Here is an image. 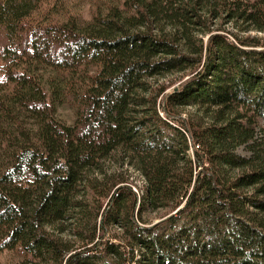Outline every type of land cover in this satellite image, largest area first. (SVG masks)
<instances>
[{
	"label": "trees",
	"instance_id": "trees-1",
	"mask_svg": "<svg viewBox=\"0 0 264 264\" xmlns=\"http://www.w3.org/2000/svg\"><path fill=\"white\" fill-rule=\"evenodd\" d=\"M252 32L264 0H0V256L264 264V39ZM113 159L141 192L103 171Z\"/></svg>",
	"mask_w": 264,
	"mask_h": 264
},
{
	"label": "rangeland",
	"instance_id": "rangeland-1",
	"mask_svg": "<svg viewBox=\"0 0 264 264\" xmlns=\"http://www.w3.org/2000/svg\"><path fill=\"white\" fill-rule=\"evenodd\" d=\"M88 9L89 8H87L86 10H88ZM85 16L89 17L88 14H86ZM227 29H229L230 31H234V29L231 26L228 27ZM250 34L252 36L259 38V39H264V33L252 32ZM205 40H206V37L204 38V41ZM180 76H182V75L173 74V75L166 76L165 79L161 80V83L165 84V86L168 87L172 82H175V80L177 78H179ZM168 90H170V89H168ZM193 113L195 114V112L191 111V110L179 112V114L182 116V118L187 119V120L188 119L190 120L191 115ZM73 115H74V112H72L71 110H60L59 114H58L59 119L68 125L71 124L72 118L74 117ZM239 155H241L243 157L249 156L248 153L245 152L244 150H240ZM103 171L106 172L108 175L121 174L122 178L127 181L128 185H130L133 188V191L136 192L137 194L139 192H141L145 186L144 179L141 177V175L137 171L133 170V168H131L128 165L121 166V163L118 162L117 159L116 160L113 159V160L107 162ZM99 176H100L99 174H95V178L99 179ZM166 213H168V212L159 211L156 213H151V214L146 216L145 221L149 225L150 224L156 225L159 222H161V220L164 219ZM72 235H73V231L68 229V232L64 235V237H65V239H67L69 241L77 242V241H75L76 240L75 236L74 235L72 236ZM111 235H114L117 238L121 237V233L119 231H115V230H111ZM19 263H20V261L16 256H13V255H10V256L9 255H2V256H0V264H19Z\"/></svg>",
	"mask_w": 264,
	"mask_h": 264
}]
</instances>
